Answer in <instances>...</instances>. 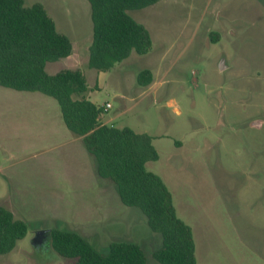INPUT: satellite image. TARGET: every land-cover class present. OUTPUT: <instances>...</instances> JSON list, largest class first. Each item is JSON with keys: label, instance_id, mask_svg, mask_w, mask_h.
I'll return each mask as SVG.
<instances>
[{"label": "rangeland", "instance_id": "obj_1", "mask_svg": "<svg viewBox=\"0 0 264 264\" xmlns=\"http://www.w3.org/2000/svg\"><path fill=\"white\" fill-rule=\"evenodd\" d=\"M36 2L72 45L70 55L46 64L47 73L80 69L82 96L110 104L102 122L152 137L158 158L145 169L161 178L191 228L195 264H264V0H157L129 10L151 48L105 72L87 66L88 2L24 5ZM143 69L152 73L145 87L136 83ZM62 130L53 98L0 86V206L28 226L0 264H69L47 240L32 243L50 229L78 232L103 252L113 241L134 242L145 264H160L153 257L160 234L139 209L121 204L82 143H69ZM248 233L258 236L257 251L237 242Z\"/></svg>", "mask_w": 264, "mask_h": 264}, {"label": "trees", "instance_id": "obj_2", "mask_svg": "<svg viewBox=\"0 0 264 264\" xmlns=\"http://www.w3.org/2000/svg\"><path fill=\"white\" fill-rule=\"evenodd\" d=\"M86 1L92 23L89 68L105 72L131 52L143 55L150 50L148 30L127 11L144 8L157 0ZM71 50L69 37L56 29L41 3L25 6L24 0H0V86L53 98L65 127L72 135L81 137L92 156L97 176L109 180L121 204L139 209L148 228L160 234L161 246L153 253L154 259L160 264H195L191 228L177 216L172 195L161 178L145 169L146 162L158 158L152 137L128 127L102 123L101 106L82 96L86 84L80 69H62L54 74L45 71L48 62L67 57ZM151 82L150 70L137 73L139 86ZM27 227L10 209L0 206V255L15 247L26 235ZM46 232L51 249L70 260L69 264L146 262L142 248L134 242L113 241L103 252L78 232Z\"/></svg>", "mask_w": 264, "mask_h": 264}, {"label": "crops", "instance_id": "obj_3", "mask_svg": "<svg viewBox=\"0 0 264 264\" xmlns=\"http://www.w3.org/2000/svg\"><path fill=\"white\" fill-rule=\"evenodd\" d=\"M49 15V14H48ZM50 16V15H49ZM74 69H76V68H74ZM62 70V69H61ZM45 71H46V65H45ZM60 71V70H59ZM47 72V71H46ZM58 72V71H57ZM56 73V72H55ZM48 74H51V73H48ZM52 74H54V73H52ZM28 93H35V92H28ZM29 95H36V94H29ZM31 97H34V96H31ZM43 113H41V112H35V113H32L31 115H33V117H35V116H43L42 115ZM61 116V115H60ZM55 117H56V115H55ZM62 119V118H61ZM59 121V120H58ZM102 123H104V122H102ZM64 124V123H63ZM105 124V123H104ZM65 126V125H64ZM61 134H62V136L65 138V140L66 141H68L69 143H75L76 145H77V147H82L81 146V143H82V140H81V137H77V136H74V135H72L71 134V132H69V130H68V132H66V130H62L61 131ZM82 145H83V143H82ZM84 146V145H83ZM84 149H85V147H84ZM86 150V149H85ZM99 179H101V178H99ZM231 231H254L255 229L254 228H231L230 229ZM236 237H237V242H240V243H247L248 245H250V250L252 251V250H254V251H257L258 250V247H257V243H256V240L258 239L257 237V235H255V234H250V233H248V234H243V235H236ZM262 238H264V237H262ZM262 241V240H261ZM260 247H259V249L262 251V252H264V241H262L261 243H260ZM257 254H259V253H257ZM259 256H261V254L259 255Z\"/></svg>", "mask_w": 264, "mask_h": 264}, {"label": "water", "instance_id": "obj_4", "mask_svg": "<svg viewBox=\"0 0 264 264\" xmlns=\"http://www.w3.org/2000/svg\"><path fill=\"white\" fill-rule=\"evenodd\" d=\"M221 68V66H220ZM47 230H39L35 233L34 237H33V243L37 244V245H41L42 242H44L45 240H47Z\"/></svg>", "mask_w": 264, "mask_h": 264}, {"label": "built area", "instance_id": "obj_5", "mask_svg": "<svg viewBox=\"0 0 264 264\" xmlns=\"http://www.w3.org/2000/svg\"><path fill=\"white\" fill-rule=\"evenodd\" d=\"M103 112L107 111L108 108H110V104L109 103H105L103 106H101Z\"/></svg>", "mask_w": 264, "mask_h": 264}]
</instances>
